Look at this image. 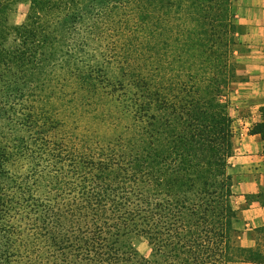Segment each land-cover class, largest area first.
Wrapping results in <instances>:
<instances>
[{
	"label": "trees",
	"instance_id": "1",
	"mask_svg": "<svg viewBox=\"0 0 264 264\" xmlns=\"http://www.w3.org/2000/svg\"><path fill=\"white\" fill-rule=\"evenodd\" d=\"M158 1L121 2L134 3L141 19L136 28L151 32ZM180 2L190 14L180 29L183 56L176 75L169 64L162 61L152 70L153 62L142 64L130 52L124 72L129 83L92 71L76 75L91 83L72 102L102 103V93L117 103V113L110 109L120 120L113 147L80 143V150H66L60 138L64 121L51 111L30 138L21 129L10 145L1 137L0 173L11 172L6 166L15 148L25 162L15 171L22 179L16 194L0 184V264H264V227L256 228L253 247L240 241L234 176L228 171L233 117L229 103L219 101L233 83L246 80L237 59L246 48L237 36L232 0H209L215 9L202 7L204 0ZM82 13L75 10L71 18ZM164 13L169 19L170 10ZM23 35L18 56L42 42L33 30ZM159 56L151 52L148 58ZM56 92L50 89L49 105ZM253 131L264 137V122ZM182 158L192 166L189 186L175 194L158 190L153 173ZM258 196L264 206V189ZM137 237L147 240L149 256L134 246Z\"/></svg>",
	"mask_w": 264,
	"mask_h": 264
},
{
	"label": "rangeland",
	"instance_id": "2",
	"mask_svg": "<svg viewBox=\"0 0 264 264\" xmlns=\"http://www.w3.org/2000/svg\"><path fill=\"white\" fill-rule=\"evenodd\" d=\"M121 1L111 0L106 3L105 0H0V140L5 137L3 144H9L15 139L14 134L18 129L22 130L19 132L21 136L30 138L44 123L45 112L51 111L64 121L59 137L68 144L66 150H80V143L90 148L103 145L105 150H109L114 146L113 130L119 128L120 124V120L110 112L112 108V111L117 113V103L102 93V103L94 99L87 103L82 99L72 102L71 98L75 92L83 95V91L90 89L91 83L80 81L76 75L92 71L94 75L98 73L110 77L113 83L114 80H120L115 82L117 84L123 80L124 83H129L124 77L127 75L124 74L125 70L129 68V61L126 60L130 57L129 52L133 57L140 56L138 61L142 64L145 61L153 62L152 70L155 67L160 68L163 61L169 64L168 71L171 74L176 75L180 71V60L183 56L180 29L184 19L190 14L187 6L186 10L180 9V0L156 2L159 9L154 10L156 14L153 15L159 17L154 18L155 21L150 24L152 31L144 32L136 28L140 17L134 3ZM208 1L204 0L202 7H218ZM166 8L170 10V17L164 20ZM101 9L103 11H100ZM75 10L83 12L77 20L71 18ZM66 20L69 22L67 28L62 26ZM26 29L40 34L42 42L31 44L28 54L25 52L24 56H18L17 52L23 49V31ZM46 35L48 38L44 39ZM150 44L154 45V50H150ZM132 47L139 49L136 51ZM151 52L159 53L160 60H150L148 55ZM240 58L238 55L237 59L242 62ZM240 73L247 76L242 73V69ZM13 83L19 84L18 87L8 86ZM237 83H233L230 90L219 100L229 103L234 132L240 123L237 119L247 111L246 107H242L244 110L240 109L242 103L248 105L251 99L248 88L243 87L240 81ZM51 88L57 91V96L50 99V102H53L49 105L47 95ZM156 113L160 116L166 115L165 112ZM255 129L257 126L252 130ZM14 156L6 166V170L10 169L11 172L0 173V184L11 194L19 191L22 179L15 171L22 170L25 162L16 157V148ZM185 168L190 170L185 171ZM230 170L228 166V171ZM191 171L192 166L185 158L171 166H165L162 172L153 173V176L158 178L156 188L171 191L173 194L183 191L190 184ZM235 181L236 179L234 183ZM262 189L264 186L259 192ZM261 201L258 194L240 196L235 193L234 204L239 209L236 226L242 231L240 241L244 247L255 245V230L264 226L249 223L251 213H245L243 209L250 208L254 213L264 212V209H260ZM133 244L142 254H151V247L145 238H134Z\"/></svg>",
	"mask_w": 264,
	"mask_h": 264
},
{
	"label": "crops",
	"instance_id": "3",
	"mask_svg": "<svg viewBox=\"0 0 264 264\" xmlns=\"http://www.w3.org/2000/svg\"><path fill=\"white\" fill-rule=\"evenodd\" d=\"M232 7L237 36L246 48L239 54L244 64L242 73L247 75L240 84L248 88L251 99L240 108L246 107L247 111L237 119L240 123L235 131L229 167L236 179L234 192L245 196L258 194L264 186V137L252 130L264 122V0H232ZM260 209H264L261 204ZM243 211H250L249 223L264 226V212L254 213L250 208Z\"/></svg>",
	"mask_w": 264,
	"mask_h": 264
}]
</instances>
